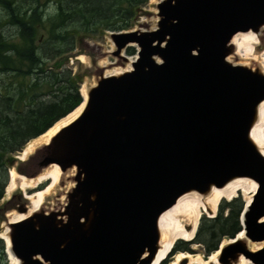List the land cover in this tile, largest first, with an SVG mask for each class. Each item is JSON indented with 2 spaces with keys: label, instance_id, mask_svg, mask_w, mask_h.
<instances>
[{
  "label": "water",
  "instance_id": "water-1",
  "mask_svg": "<svg viewBox=\"0 0 264 264\" xmlns=\"http://www.w3.org/2000/svg\"><path fill=\"white\" fill-rule=\"evenodd\" d=\"M154 8L153 29L107 32L113 64L133 57L129 70L104 76L94 67L77 117L22 161L17 175L33 179L54 165L57 184L69 185L62 202L6 223L4 255L17 264H151L164 211L186 193L204 197L238 178L256 186L240 230L204 258L264 264V157L250 138L264 73L226 60L238 33L256 35L262 48L264 0H158ZM20 195L10 198H22L25 213Z\"/></svg>",
  "mask_w": 264,
  "mask_h": 264
},
{
  "label": "trees",
  "instance_id": "trees-1",
  "mask_svg": "<svg viewBox=\"0 0 264 264\" xmlns=\"http://www.w3.org/2000/svg\"><path fill=\"white\" fill-rule=\"evenodd\" d=\"M147 1L0 0L4 13L0 20V85L7 80L0 87V199L13 155L81 103L80 88L70 72L47 70L45 62L70 52L77 35L128 30L131 19ZM51 4L52 12L46 13ZM38 29L46 38L34 43ZM243 203L238 196L221 201L213 218H200L194 243L202 245L205 254L240 230ZM3 251L0 240V264H7ZM175 251H188L187 244L176 242L170 255Z\"/></svg>",
  "mask_w": 264,
  "mask_h": 264
},
{
  "label": "bare ground",
  "instance_id": "bare-ground-1",
  "mask_svg": "<svg viewBox=\"0 0 264 264\" xmlns=\"http://www.w3.org/2000/svg\"><path fill=\"white\" fill-rule=\"evenodd\" d=\"M157 1L151 0L149 2V11H151L153 14L155 13L154 7ZM155 20V17L148 20L149 22H152L151 24H153L149 29L154 28ZM144 21V18H141L139 23H143ZM231 44L234 48V54L226 58L229 63L233 65L257 66L264 73V43L262 48L259 49L256 35L250 32L238 33L232 37ZM111 51L112 46L109 45L108 53H111ZM76 59H79L82 63L87 64V59L82 55L77 56ZM132 61L133 57H129L127 62L122 67H118L115 66L113 62L109 63L106 58H103L96 62V66L103 70L104 76H109L129 70L130 63ZM89 86L91 85L83 83L81 89H79L80 95L82 97V103L77 108H75L73 112H70V114H67L56 121L44 133L28 141L22 150L15 154L18 155L15 156L16 160L20 162L24 161L36 148H38L40 145L46 144L49 139L53 137L61 128L69 124L77 117L81 108L83 107L86 98V90ZM257 111V121L250 130V138L255 143L261 155L264 157V100L258 105ZM59 175V170L54 165H51L33 179H25L17 175L13 169L9 170V183L6 188V195L8 194V198L15 191H19L20 193L26 195V189H34L45 181H49L50 184L46 189L42 190V188V191L39 190V193L26 195L24 198L27 204L26 212L23 214L11 212L7 222L13 223L19 221L30 213L36 211L38 207L46 205V202L50 199L53 191L58 185L57 181ZM255 188L256 186L252 181L244 178H238L228 182L222 188L211 189L208 195L204 197L194 192L186 193L180 196L174 205L164 211L158 219V227L160 232L158 251L151 264H159V262L166 260L167 253L177 240L185 242L191 241L194 237L199 219L204 215H207L209 218L213 217L219 201H229L235 198L236 195H239V197H242L244 205H248ZM61 192L63 193L64 189L61 190ZM8 198H6V200ZM260 221H264V217ZM186 226L190 228L188 231L185 229ZM7 231L8 229L5 227L1 234L2 236H0V239L5 243L6 249H8L9 246L6 236ZM236 238L241 239L242 233H239ZM228 242L229 241L227 240H222L220 246L222 247ZM260 246V243L248 244V247L252 251L259 249ZM191 249H193V247H191ZM216 256L217 252L212 253L207 259H203L200 255H195L193 253H175L172 255V260L169 262V264H177L181 259H186L187 264H215ZM6 257L9 264H17V261L11 257L8 251H6ZM238 264H248V261L243 258H239Z\"/></svg>",
  "mask_w": 264,
  "mask_h": 264
},
{
  "label": "rangeland",
  "instance_id": "rangeland-1",
  "mask_svg": "<svg viewBox=\"0 0 264 264\" xmlns=\"http://www.w3.org/2000/svg\"><path fill=\"white\" fill-rule=\"evenodd\" d=\"M13 1V0H12ZM27 1V0H26ZM43 0H39V2H42ZM151 0L147 1L143 6L140 7L139 12L136 14V17L132 18L130 21V29H149L152 27L153 24H151L152 22H149V19H153V13L151 11H149V2ZM157 1V0H155ZM53 5H49L48 9L45 11L46 13H51L53 10ZM4 13L0 8V20L3 18ZM141 18H144V22L143 23H139V20ZM3 34L5 35V29H2ZM6 36V35H5ZM46 38L45 32H43L42 30L38 29L36 31V35H34V43L44 40ZM14 43L18 42L17 37L14 38ZM109 45L112 46V44L110 43V41L107 38V32H96L95 34L92 35H77L74 38V42H73V48L70 52H66L64 54H62L59 57H56L50 61L45 62V68L47 70H55V71H60L61 69L64 70H68L70 72L71 77L73 78V80L75 81L78 89L82 87V84L86 83L87 85L93 84V77L91 76L92 72H94V67L96 66V62L98 61L97 58H99L100 56H103V58H106L107 61L109 63H112L114 61V58L110 55V53H108V47ZM113 50V47H112ZM135 52V51H134ZM134 53L131 52V54L125 53V55H133ZM82 55L87 59V64L86 63H82L79 59H76L77 56ZM130 57V56H129ZM102 58V59H103ZM118 67H121L119 65H115ZM7 82V80L4 78V82L2 83L1 86L5 85ZM14 156H18V155H13ZM13 169L15 171V173L17 174H22L24 171H26V163L24 162H20L18 160H14L13 165L8 169V182L6 187L4 188L3 191V197L0 199V236H2V232L4 231V228L7 226V219L9 218V214L11 212H16L17 208L19 207L20 203H23L22 198L20 200H17L15 198H10L11 195H18L21 197L20 192L19 191H15L13 192L9 198H8V194L6 195L7 191L6 188L8 186L9 183V170ZM62 186L57 185V187L55 188V190L53 191V194L51 195L50 199L46 202V206L49 208L50 206L54 205L55 202H62L63 201V193L61 192V190L64 189V191L68 188L69 182L66 180L62 181ZM58 183V182H57ZM50 184V182L48 181L47 184L45 185V187L42 189H46L47 186ZM31 192L29 194L33 195L35 193H39L40 191L34 189H26V191H30ZM41 190V191H42ZM239 197V195H236ZM60 197V199H59ZM6 198H8L6 200ZM242 201V197H239ZM25 201V205L26 204V200ZM226 202L225 200H221ZM221 201H219L218 205L221 203ZM217 211V208H216ZM213 214V216L216 214ZM23 214V213H22ZM204 218H208L207 215L202 216ZM226 240V239H223ZM181 241V240H178ZM183 242V241H182ZM2 243L5 245V243L2 241ZM177 245H180L177 243ZM181 246V245H180ZM191 247H193V249L189 248V245L187 246L188 251L192 254L195 255H200L203 259H207L204 258L205 256V252H204V248L202 247V245L199 244H193ZM172 255H169L166 258V262L167 264H169V262L172 260ZM8 262V260H7ZM9 264V262H8Z\"/></svg>",
  "mask_w": 264,
  "mask_h": 264
}]
</instances>
